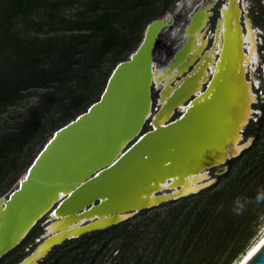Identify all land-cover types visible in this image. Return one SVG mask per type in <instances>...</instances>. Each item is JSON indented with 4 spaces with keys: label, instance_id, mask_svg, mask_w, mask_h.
I'll list each match as a JSON object with an SVG mask.
<instances>
[{
    "label": "water",
    "instance_id": "water-1",
    "mask_svg": "<svg viewBox=\"0 0 264 264\" xmlns=\"http://www.w3.org/2000/svg\"><path fill=\"white\" fill-rule=\"evenodd\" d=\"M210 1L213 0H182L175 12L151 20L138 47L128 58L116 64L101 97L86 111L58 128L26 173L0 196V258L18 246L51 208L57 217L51 224L63 216L91 214L79 225L82 228L80 232L55 244L78 238L87 232L124 222L143 209L198 193L216 181L210 175L211 168L217 167L219 174L225 172L228 169L226 162L252 145L253 137L244 141L243 132L252 117V105L257 98L240 60L235 118L231 119L229 132L217 138L219 146L211 152L203 151L202 145L210 143L209 133L221 118V102L227 94L220 82L216 89L211 90L216 71L209 74L199 92H194L200 76L194 71L200 62L199 58L196 59L190 70L173 81L175 90L165 102L161 101L160 88L158 102L154 106L153 72L155 63L158 65V49L164 31L180 27L183 33V41L167 54L165 60V65L181 69L186 66L191 50V42L185 41L186 35L202 25ZM227 1L230 5L232 0ZM237 1L241 26L243 10L240 0ZM184 11L185 18L178 20V15ZM210 12L213 14L212 9ZM223 13L222 7V16ZM247 19L250 20L245 18V24ZM219 22L220 17L214 34L218 31ZM225 42L223 38V45ZM214 43L215 39L212 46ZM221 52H217V66ZM243 52L247 53L244 49ZM180 102L186 103L183 111L179 110ZM174 107L181 112L179 116L174 117V112L166 123L157 126L156 117L163 110ZM146 125L149 128L144 130ZM204 172L208 177L199 182V188L174 194L182 189L175 178ZM164 179L168 180L166 188L152 190L155 182ZM61 191L63 195H60ZM52 235L18 264L37 256L40 246ZM51 247L44 254H39L37 260ZM37 260L35 264H38ZM243 264H264V243Z\"/></svg>",
    "mask_w": 264,
    "mask_h": 264
},
{
    "label": "trees",
    "instance_id": "trees-1",
    "mask_svg": "<svg viewBox=\"0 0 264 264\" xmlns=\"http://www.w3.org/2000/svg\"><path fill=\"white\" fill-rule=\"evenodd\" d=\"M171 2L0 0V110L25 96L30 88L45 89L38 103L30 107L29 116L15 130L1 137L0 159L6 156L12 143H26L39 132L41 135L49 126L54 128L75 113L76 117L98 100L92 101L88 94L71 86L65 96L69 101L63 102L60 116L56 118L52 112L62 98L57 94L59 85H55V82L64 79L62 73H67L66 76L77 73V65L85 64L89 58L97 59L109 51H113L118 63L138 47L141 41L135 37V33L130 32L129 35L115 25L114 21L120 14L124 13L122 19H130L131 25L137 21L140 33L151 20L164 14ZM62 4H77L78 15L74 19L67 22L64 17L61 18L67 25L57 28L54 21L46 23L37 20L42 8L53 6L58 9ZM162 4L163 10L157 12ZM88 11L90 15H87ZM50 16L54 17L53 12ZM18 23H22V27H18ZM45 24H49L48 29H45ZM59 30L63 32L58 33ZM95 32H100L101 36H96ZM118 45L124 49L120 50ZM84 57L86 60L82 61ZM48 115L50 119L43 121ZM64 124L56 127V130ZM253 148H247L240 157L230 159L225 184L217 182L198 193L143 209L134 218L87 232L74 238L73 242L85 244L84 253L92 245H100L97 251L99 255L105 248L107 252L112 243L122 241L123 247L119 251L121 258L111 264H218L225 251L226 259L220 264H229L241 250L243 239L251 238L254 234L242 231L250 218L247 214L252 204H245L242 214L234 211L238 199L241 202L247 199L248 184L258 166L257 159L252 155ZM239 159L243 166L237 170V175H233V163ZM1 171L0 161V174ZM148 227L154 234L145 240L143 246H139L138 241L145 237ZM106 254L103 253L97 262L95 255L92 264H105L107 261L103 258Z\"/></svg>",
    "mask_w": 264,
    "mask_h": 264
},
{
    "label": "rangeland",
    "instance_id": "rangeland-1",
    "mask_svg": "<svg viewBox=\"0 0 264 264\" xmlns=\"http://www.w3.org/2000/svg\"><path fill=\"white\" fill-rule=\"evenodd\" d=\"M225 1L226 0H218V2L212 8L214 15L211 18L210 26H211V30H213L214 32L216 30L218 18L220 16L219 9L221 8L222 5H224ZM181 2L182 0H172L169 8L165 10V13L158 15V17H162V16L167 17L169 13L175 12L178 7V4ZM241 3L244 10L243 12L244 19L250 18V20H252L253 22V26L256 28L259 62L262 64L264 62V12L262 11L264 7V0H242ZM76 5L70 6V5L62 4L59 6L58 9H56L53 6L44 7L40 10L37 20L44 21L46 23H51L54 21L57 25V28H61L62 26L67 25L66 21L68 22V20L74 19L78 15V9ZM189 5H191V1L189 2ZM163 8H164L163 4L159 5V7L157 8V12L163 10ZM149 11H154V10H149ZM51 12H53L54 17L50 16ZM90 13L91 12L88 11L87 15H90ZM123 15L124 13L120 14L119 18L114 21L115 25H117L118 27V30L120 31L123 30L125 33L129 35L130 32L135 33V37L141 41L143 39L146 26L144 27L142 32L139 33L140 24L137 23L136 21L133 25H131L130 19L128 20L122 19ZM63 17L66 19V21H61V18ZM17 26L22 27V23H18ZM48 27L49 24H45V29H48ZM57 32L61 33L63 31L59 30ZM95 33L96 36L98 37L101 36L100 32H95ZM176 35H177L176 46H178L183 41V37H182L183 33L180 32V29H178L177 27L173 29L171 32L169 29L165 30L162 35L160 44H163L165 47H168L171 43L172 37H175ZM117 47L120 50L124 49V47H122L121 45H118ZM128 53L125 58L129 57L130 52ZM90 55L91 54H88V56ZM166 58H167V51L162 50V52H160L158 49V58H157L158 66L160 67L165 66ZM114 59H115V55L113 51H109L107 52V54L105 53L97 59L89 58L87 59L85 64L77 65L78 66L76 69L77 73H75L74 70L72 71L74 73H69V76H66L67 73L61 74L62 76H65L64 79L61 82L60 81L55 82L56 83L55 85H59L58 87L59 91L57 94L59 97H62L60 101L56 103V106L53 107L52 110L56 118L59 117L60 114L62 113L60 110L63 107L62 105L63 102L69 101L68 97L65 96L67 95L69 91V87L71 86L78 88V91L80 92H84L88 94L90 97L93 98L92 101L97 100L101 97L107 85L108 79L117 64V60L115 59L114 61ZM81 60L84 61L86 60V58L84 57ZM257 65L258 64H255L254 66L256 67ZM251 71L253 72L251 74H253L254 79L258 78L259 82L263 81L261 65L258 67L257 70L254 71L251 69ZM59 82L62 85H60ZM260 84H261V88L264 89V83L261 82ZM44 91H45L44 88H30L29 90H26L25 96L16 99L13 103L8 104L6 107L0 110V139L4 134L10 133L13 130H15L20 125V123L23 122L29 116L30 107L38 103L39 98L42 92ZM152 92H153L152 96L154 100V106H156L160 95V88L157 85H154ZM261 95H262V99L258 98L257 103L254 104V107L261 108V111L258 114L252 115L253 118H250V121L251 119L253 121L251 122L249 121V123L244 129L245 131L244 141L247 140L249 136V137H253V142H257L256 144L250 146V147H254L253 148L254 152L252 155L255 156L258 163V166L255 167V170L251 175V179L249 181L248 189H247V194H248L247 200L249 202L246 203V205L252 204V208L247 214L250 216V218H248L249 220H247L245 227L242 228V231L246 233L253 232L254 234L251 238L243 239L244 244L241 250L237 253L235 258H233L229 262V264H236L240 260L244 252L247 250V248L264 233V202L257 203L255 199L258 193L264 191V92L260 93V96ZM179 114L180 111L177 110L174 117L179 116ZM75 115L71 117L69 116L67 120L58 123L56 127L72 119L73 117H75ZM254 115H256L258 119ZM49 119L50 117L48 115V117L43 118V121L46 122ZM260 122L262 125L257 124ZM56 127L52 128L49 126L41 135H40L41 132H39V134H36L34 138H31V140H28V142L26 143L20 144L15 142L9 146L6 156L3 159H0L2 164V171L0 174V196L7 193L17 183L19 178L26 173L28 167L31 165L37 154L41 151V149L44 147L47 141L54 135L56 131ZM148 128L149 126L146 125L144 130H147ZM244 151L242 153H244ZM238 157H240V155ZM260 160L262 162H260ZM229 161L230 159L226 162L228 169L223 173L219 174L217 171V167L210 169V175L212 179H216L214 183L220 182L222 184H225L228 181V178L225 177V174L228 171H230ZM242 164L243 162L240 161V159L234 161L233 175L238 174L237 170L243 166ZM137 215L139 214L137 213L131 218H134ZM38 230L39 231L42 230L41 225L38 226L37 231ZM148 230H150V232H148ZM153 234L154 233L153 231H151V227H148L145 237L140 242L138 241V245L143 246L145 240H147V238L151 237ZM234 238H236V235L234 236ZM31 240L32 237L29 238V240H27L25 244H21L16 248L12 249L11 251H9L8 254H5L1 258L0 264H13L17 260H19L22 256H24L26 253L29 252L28 246L30 247L29 242H31ZM73 240L74 238L68 239L65 242H63L64 245L66 246L62 244L63 247L59 251V254H61V259H59V264L79 263L80 261L82 263H87V262L92 263V260L94 259L95 255H96L95 260L97 262L98 261L97 259L102 257L103 253H107L103 258L104 261L105 260L107 261L105 264L115 263L116 260H120L121 258L119 257L120 255L119 251L123 247L122 241L112 243L111 248L108 249L107 252L105 248L98 255L97 251L100 249V245H92L89 248V250H87V252L84 253V250L87 246H85V244L82 243L73 242ZM92 240L93 238L90 239L89 242H91ZM241 242L242 240L240 241V243ZM30 248L32 249L33 247ZM226 255H227V251H225L224 254L221 256L218 264L222 263L226 259ZM131 260L133 261L134 257ZM96 262H94V264H96Z\"/></svg>",
    "mask_w": 264,
    "mask_h": 264
},
{
    "label": "bare ground",
    "instance_id": "bare-ground-1",
    "mask_svg": "<svg viewBox=\"0 0 264 264\" xmlns=\"http://www.w3.org/2000/svg\"><path fill=\"white\" fill-rule=\"evenodd\" d=\"M217 2L218 0L208 2L206 6V8L208 7V13L205 14V19L201 23L202 25L200 27L193 28L186 35L185 41L191 42V50L190 54L187 56L188 62L186 66H183V68L179 69L178 66L170 67L169 64H167L160 67L155 63L153 72L154 85H157L162 89L161 101L165 102L170 97V94L175 90L173 81L180 74L184 73L188 69L190 70L191 64H193L196 59L199 58L200 62L197 63L194 71L195 73H200V76L199 84L197 85L198 87H196L194 92H199L202 89L203 83L208 78L209 74L212 71H216V77L212 82L211 90L216 89L218 83L220 82L222 85V89H225L227 94L225 95V98H223L224 101L221 102L222 108L219 113L221 118L216 123H214L213 129H211L209 133L208 140H210V143L206 146L202 145L203 151L208 150L210 152L219 146L217 138H220L221 136L223 137V135H225L227 131L229 132L231 127L230 124L232 122L231 119L235 118L234 107L238 101L237 73H239V70L237 68L239 60L244 65L245 73L249 68L255 70L256 67L254 65L258 64L259 62V54L257 51V31L256 29L252 28L253 26L251 24V20L249 19H247L246 29H244V26L242 24L241 29L238 18L240 11L238 8L237 0H232L230 5H228V1L224 4V13L223 16H220L218 31L212 35L213 42L215 39V43L213 46V43H209L211 36L206 35V29L210 25L209 21L210 17L212 16V12L210 11ZM210 6L212 7L209 8ZM221 17L223 18L221 19ZM223 38L226 41L224 45L222 43ZM245 47L248 49V52L246 54H244L243 52V49L246 51ZM206 49L207 52L204 54ZM221 50V58L217 66V64H215L217 52ZM256 83L259 84V80H256ZM208 93L210 94V91ZM179 107V110L183 111L187 106L186 103L180 102ZM177 110L178 109L175 107L171 110H163L156 117L155 124L157 126H160L162 123H166L167 120L172 116V114ZM228 126L230 127L228 128ZM212 135L215 137V139H213ZM185 175L187 176V174ZM185 175L175 178V182L181 184L182 189L176 190L174 194H183L192 190H196L200 186L199 182L208 177L207 172H204L202 174L195 173V175L190 177H186ZM166 186H168V180L164 179L161 182H155L152 190H156L158 188L164 189L166 188ZM63 194L64 193L61 191L60 195ZM90 215V213H84L80 215L74 214L67 217L63 216L61 219L59 218L57 222L49 225L47 228V235L45 234V237L47 238L49 235H53L40 246L37 256H39V254H44L53 244L59 242L64 237L80 232L82 228H80L79 225L85 218ZM53 216H56V214L53 213ZM111 219L112 218H110V220ZM98 223L101 224L102 222ZM263 243L264 233L247 248V250L244 252L242 257L236 264H243L255 251H257V249ZM37 256H34L31 260H27L24 264H35Z\"/></svg>",
    "mask_w": 264,
    "mask_h": 264
},
{
    "label": "flooded vegetation",
    "instance_id": "flooded-vegetation-1",
    "mask_svg": "<svg viewBox=\"0 0 264 264\" xmlns=\"http://www.w3.org/2000/svg\"><path fill=\"white\" fill-rule=\"evenodd\" d=\"M206 1V0H204ZM242 1V0H241ZM227 2V0L224 2V4ZM242 4V3H241ZM223 7V5L221 6V8ZM221 8L219 9L220 11V16H221ZM242 10H243V7H242ZM213 11V10H212ZM244 12V10H243ZM214 15V12L212 14V16ZM185 11L182 12V14L178 15V20H181L183 21V19L185 18ZM212 16L210 17V21H209V24L211 25V18ZM219 16V17H220ZM252 22V20H251ZM241 23L242 25L244 26V29H246V24H245V19L242 15L241 17ZM209 25V27L206 29V35H210V40H209V43H213V37L212 35L214 34V31L211 30V26ZM252 26H253V22H252ZM179 29V27H177ZM253 28H255L253 26ZM256 29V28H255ZM171 32V31H170ZM212 41V42H211ZM176 44H177V35L175 37H172L171 39V43L168 47H165L163 44H160L159 45V51L162 52V50H165L167 51V54L168 53H171L173 52L174 48L176 47ZM246 49V52H248V49L245 47ZM257 51H258V41H257ZM258 65L260 66L261 65V68H262V77H263V81H260L259 84L256 83V80H258V78L254 79V76L251 69L249 68L247 71H246V77L248 80L251 81L252 83V89L254 91V93L256 94V98L258 100L259 99H262V95L260 96V93H263L264 92V89L261 88V82L264 83V62L261 64L260 62H258ZM256 66V69H258L259 66ZM254 70V71H255ZM260 101V100H259ZM257 103V101L255 102ZM252 105L253 109H254V112L253 114H258L260 111H261V108L259 107H254V104ZM181 113V112H180ZM252 114V115H253ZM256 116V115H254ZM253 118V117H251ZM256 118L258 119V117L256 116ZM251 121H253L251 119ZM250 121V122H251ZM258 125H262L261 122L260 123H257ZM245 132V131H244ZM243 132V133H244ZM249 137V136H248ZM256 139V137H255ZM58 205V202L54 205V207H56ZM53 208H51L48 212H46L44 215H42L40 217V219L35 223V225L32 227V229L29 231V233L26 235V237L22 240V242L19 244H25L27 242V240H29V238L32 237V240L30 243V247H33L32 249L28 246V249H29V252L26 253L24 256H22L19 260H17L15 263L13 264H18L19 262H21L22 260H24L27 256H29L31 253H33V251L38 247V245H40L42 242L45 241L46 237H45V234L47 233V228L48 226L54 221V219H56V216H53ZM39 224V225H38ZM42 227V230L41 231H37V228L38 226ZM47 235V234H46ZM68 240V239H67ZM24 241H26L25 243H23ZM66 241V240H65ZM63 241V242H65ZM61 242V243H58V244H55L54 246L51 247V249L42 257L38 258L37 262L38 264H59V259H61V254H59V251L60 249L63 247L62 244L64 245V243ZM18 245V246H19ZM17 247V246H16ZM15 247V248H16ZM14 249V248H13ZM31 249V250H30ZM8 254V253H7ZM2 258V257H1ZM0 258V259H1ZM1 262V261H0ZM71 264H92L91 262L90 263H82L81 261L79 263H71Z\"/></svg>",
    "mask_w": 264,
    "mask_h": 264
},
{
    "label": "clouds",
    "instance_id": "clouds-1",
    "mask_svg": "<svg viewBox=\"0 0 264 264\" xmlns=\"http://www.w3.org/2000/svg\"><path fill=\"white\" fill-rule=\"evenodd\" d=\"M256 202H264V191H261L260 193L257 194L256 196ZM249 201L246 199L245 201L241 202L239 199L236 201V207L234 211H236V214H242L245 208V204L248 203Z\"/></svg>",
    "mask_w": 264,
    "mask_h": 264
}]
</instances>
